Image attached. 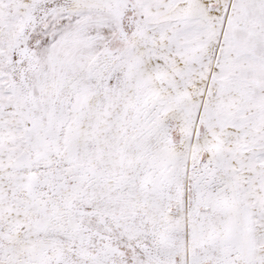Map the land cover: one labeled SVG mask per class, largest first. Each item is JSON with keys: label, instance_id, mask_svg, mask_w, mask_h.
<instances>
[{"label": "snow or ice", "instance_id": "snow-or-ice-1", "mask_svg": "<svg viewBox=\"0 0 264 264\" xmlns=\"http://www.w3.org/2000/svg\"><path fill=\"white\" fill-rule=\"evenodd\" d=\"M0 264H264V0H0Z\"/></svg>", "mask_w": 264, "mask_h": 264}]
</instances>
